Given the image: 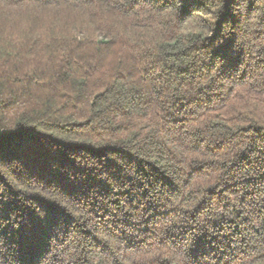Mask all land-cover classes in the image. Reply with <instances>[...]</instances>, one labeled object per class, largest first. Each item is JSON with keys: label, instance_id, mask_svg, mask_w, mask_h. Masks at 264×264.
I'll list each match as a JSON object with an SVG mask.
<instances>
[{"label": "trees", "instance_id": "trees-1", "mask_svg": "<svg viewBox=\"0 0 264 264\" xmlns=\"http://www.w3.org/2000/svg\"><path fill=\"white\" fill-rule=\"evenodd\" d=\"M0 264H264V0H0Z\"/></svg>", "mask_w": 264, "mask_h": 264}]
</instances>
